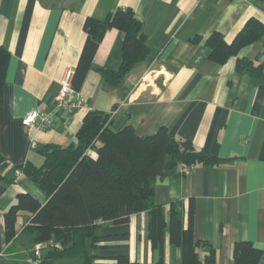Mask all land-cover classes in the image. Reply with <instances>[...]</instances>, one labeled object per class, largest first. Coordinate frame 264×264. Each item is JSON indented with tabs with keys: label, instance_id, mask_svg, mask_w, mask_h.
Instances as JSON below:
<instances>
[{
	"label": "crops",
	"instance_id": "1",
	"mask_svg": "<svg viewBox=\"0 0 264 264\" xmlns=\"http://www.w3.org/2000/svg\"><path fill=\"white\" fill-rule=\"evenodd\" d=\"M122 8L139 21L147 53L112 85L99 70H118L124 33L110 28L96 40L84 25ZM250 18L264 23V0H0V46L9 53L0 97V154L6 163L0 172V264H29L34 247L22 233L26 216L17 215L9 238L5 213L20 194L40 203L46 199L15 170L39 166L45 146L74 144L89 111L109 113L113 129L130 125L139 137L166 127L170 136L227 159L158 181L155 203L167 211L172 202L186 208L193 200L194 239L213 247L215 264H233L237 241L259 248L258 264H264V83L236 71L237 58L254 60L263 43L254 42L223 64L210 59L205 43L214 32L231 43ZM67 67L74 71L73 91L83 98L70 116L54 108ZM32 111H47L53 127L28 130L22 120ZM96 236L92 245L87 242L91 264H116L118 256L141 264L158 260L148 239L147 212L124 223H103ZM162 259L181 260L180 249L167 238ZM52 264L80 263L70 257Z\"/></svg>",
	"mask_w": 264,
	"mask_h": 264
},
{
	"label": "trees",
	"instance_id": "2",
	"mask_svg": "<svg viewBox=\"0 0 264 264\" xmlns=\"http://www.w3.org/2000/svg\"><path fill=\"white\" fill-rule=\"evenodd\" d=\"M84 27L96 40L110 28L124 33L123 57L118 70H99L109 84L121 82L147 53L140 23L129 9H118L104 21L87 19ZM258 40L263 43L262 51L254 60L237 58L236 71L264 83V23L250 18L231 43L217 32L205 43L210 59L223 64ZM8 60V51L0 46V97ZM40 153L43 161L39 166L27 163L18 168L21 175L44 193L45 201L40 203L29 193L20 194L17 203L5 213L9 238L14 236L17 215L23 214L27 222L22 233L30 236L32 245L53 241L39 256L34 255L33 247L29 264H52L70 257L80 264H91L87 242L92 245L96 241L97 228L103 223H124L140 212L148 214V239L153 253L158 254L155 264H167L162 259L165 238L181 251V260L170 264H215L213 247L194 239L193 200H188L186 208L181 202H172L165 211L155 203L154 192L158 181L184 175L178 172L180 166L190 169L216 166L227 159L170 136L166 127L142 137L130 125L115 130L111 115L97 111L86 113L74 144L67 147L50 144ZM5 166L0 154V172ZM261 255V250L250 242L233 244V264H258ZM116 264L141 263L118 256Z\"/></svg>",
	"mask_w": 264,
	"mask_h": 264
},
{
	"label": "built area",
	"instance_id": "3",
	"mask_svg": "<svg viewBox=\"0 0 264 264\" xmlns=\"http://www.w3.org/2000/svg\"><path fill=\"white\" fill-rule=\"evenodd\" d=\"M73 76L74 71L69 67L65 68L60 80L59 92L54 99V108L67 116L72 115L83 103V98L78 96L71 87ZM22 123L28 130L34 127L44 130L52 128L54 120L47 111H32L23 118ZM187 170L186 166H180L182 174L186 173ZM15 175L19 177L21 172L15 170ZM43 249L41 244L34 245V255L39 256Z\"/></svg>",
	"mask_w": 264,
	"mask_h": 264
},
{
	"label": "rangeland",
	"instance_id": "4",
	"mask_svg": "<svg viewBox=\"0 0 264 264\" xmlns=\"http://www.w3.org/2000/svg\"><path fill=\"white\" fill-rule=\"evenodd\" d=\"M52 242L53 241H46V242H39V243H37V244H41L42 245V248H44V249H46L47 247H49V246H52ZM36 245V244H35Z\"/></svg>",
	"mask_w": 264,
	"mask_h": 264
}]
</instances>
